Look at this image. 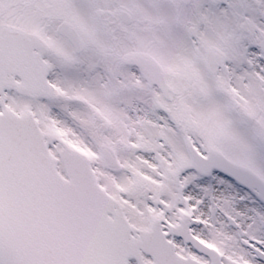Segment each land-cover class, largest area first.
<instances>
[{
  "label": "snow or ice",
  "instance_id": "1",
  "mask_svg": "<svg viewBox=\"0 0 264 264\" xmlns=\"http://www.w3.org/2000/svg\"><path fill=\"white\" fill-rule=\"evenodd\" d=\"M0 264H264V0H0Z\"/></svg>",
  "mask_w": 264,
  "mask_h": 264
}]
</instances>
